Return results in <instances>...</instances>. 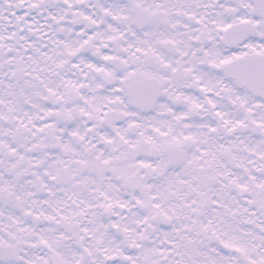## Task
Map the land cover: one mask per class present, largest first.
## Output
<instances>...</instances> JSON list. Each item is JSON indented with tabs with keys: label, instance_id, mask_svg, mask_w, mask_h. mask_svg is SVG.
Here are the masks:
<instances>
[{
	"label": "snow or ice",
	"instance_id": "obj_1",
	"mask_svg": "<svg viewBox=\"0 0 264 264\" xmlns=\"http://www.w3.org/2000/svg\"><path fill=\"white\" fill-rule=\"evenodd\" d=\"M0 264H264V0H0Z\"/></svg>",
	"mask_w": 264,
	"mask_h": 264
}]
</instances>
